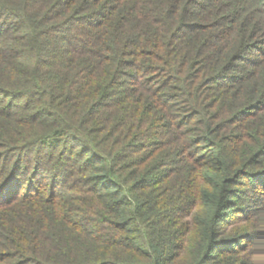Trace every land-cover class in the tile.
<instances>
[{"label":"trees","instance_id":"16d2710c","mask_svg":"<svg viewBox=\"0 0 264 264\" xmlns=\"http://www.w3.org/2000/svg\"><path fill=\"white\" fill-rule=\"evenodd\" d=\"M0 264H264V0H0Z\"/></svg>","mask_w":264,"mask_h":264}]
</instances>
